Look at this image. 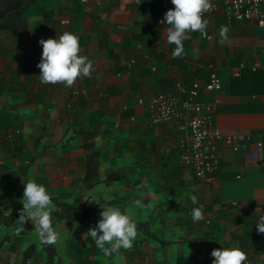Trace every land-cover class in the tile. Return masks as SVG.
Returning a JSON list of instances; mask_svg holds the SVG:
<instances>
[{
    "label": "crops",
    "instance_id": "0c3cea01",
    "mask_svg": "<svg viewBox=\"0 0 264 264\" xmlns=\"http://www.w3.org/2000/svg\"><path fill=\"white\" fill-rule=\"evenodd\" d=\"M167 10L161 0H0V264H87L85 243L101 251L88 230L102 211L88 198L136 222L137 238L118 256L212 264V250L225 245L243 249L244 264H264L255 225L264 214V26L208 14L204 31H186L173 56ZM64 31L79 37L91 75L42 83L39 40ZM211 64L223 86L203 97L215 103L224 138L215 176L201 180L179 159V122H153L147 99L184 95ZM29 179L56 204L55 245L42 246L32 222L29 237L13 233ZM194 207L204 219L193 221Z\"/></svg>",
    "mask_w": 264,
    "mask_h": 264
},
{
    "label": "clouds",
    "instance_id": "9594fccd",
    "mask_svg": "<svg viewBox=\"0 0 264 264\" xmlns=\"http://www.w3.org/2000/svg\"><path fill=\"white\" fill-rule=\"evenodd\" d=\"M174 5L164 13L163 23L170 27L166 31V41L175 45L172 55L179 56L184 51L183 38L186 31L203 32L207 26V19L201 13L210 7L209 0H171ZM226 29H221V36L225 37ZM41 59L37 64L40 69L39 78L42 83L63 82L70 86L80 76H90L93 61L80 54V39L71 32L47 39L41 38ZM193 203L197 196H191ZM22 208L14 222V232L20 234L25 228V222L31 221L36 229L39 241L43 245H55L60 234L53 227L52 213L56 209L52 195L43 183L29 179L24 182ZM83 200L96 201L102 206L100 219L96 226L88 230L89 235L98 248L105 255H111L119 248H131L137 238L136 222L120 208L106 205L97 198ZM139 203V201H137ZM193 221L204 219L200 207L191 210ZM258 232L264 233V214L257 217L255 222ZM216 239V238H214ZM211 255L212 264H244L246 252L236 246L214 248Z\"/></svg>",
    "mask_w": 264,
    "mask_h": 264
},
{
    "label": "built area",
    "instance_id": "2783aa9c",
    "mask_svg": "<svg viewBox=\"0 0 264 264\" xmlns=\"http://www.w3.org/2000/svg\"><path fill=\"white\" fill-rule=\"evenodd\" d=\"M161 2L166 9L174 7L171 0ZM209 4L210 7L201 13L202 16L223 12L230 20L264 26V0H209ZM211 68L207 80L204 83L196 81L190 90L183 89L184 95L159 91L147 99L153 122H179L182 134L179 159L201 180H210L215 176L220 165L218 146L224 138L222 131L213 125L215 103L203 97L205 91L215 92L223 86L213 64ZM235 149H239L238 144Z\"/></svg>",
    "mask_w": 264,
    "mask_h": 264
},
{
    "label": "rangeland",
    "instance_id": "374dc122",
    "mask_svg": "<svg viewBox=\"0 0 264 264\" xmlns=\"http://www.w3.org/2000/svg\"><path fill=\"white\" fill-rule=\"evenodd\" d=\"M22 206V202H20V207ZM53 220V219H52ZM26 222H31L30 220L29 221H26ZM25 222V223H26ZM12 232V231H11ZM13 233H15L13 231ZM34 233V227L31 225V224H27L25 225V228L23 230L22 233H20V237H29L31 234ZM88 239L90 238L89 236L87 237ZM146 245H149V244H145L144 246L145 247H149V246H146ZM43 246V244H42ZM44 247H47L44 245ZM155 251H157L159 253V256H160V253L162 252L161 250V247L162 246H156V245H153ZM164 247V246H163ZM83 249L84 251L86 252V260H87V264H91V262H98L99 264H160V261L159 260H149V261H132L129 259V256L126 255V256H118L116 252L112 253L111 255H105L102 250H96V246L94 244H92L91 241H88V243H85L83 245ZM150 250H152L153 248H149ZM166 252V250H165ZM67 254V251L63 253L64 256H66ZM56 264V263H55ZM171 264V263H170Z\"/></svg>",
    "mask_w": 264,
    "mask_h": 264
}]
</instances>
